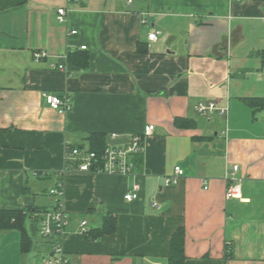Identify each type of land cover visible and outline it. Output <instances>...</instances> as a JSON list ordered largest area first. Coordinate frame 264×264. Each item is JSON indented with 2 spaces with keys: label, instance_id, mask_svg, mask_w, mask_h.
<instances>
[{
  "label": "crops",
  "instance_id": "crops-1",
  "mask_svg": "<svg viewBox=\"0 0 264 264\" xmlns=\"http://www.w3.org/2000/svg\"><path fill=\"white\" fill-rule=\"evenodd\" d=\"M80 50L84 68L68 59ZM37 51L48 57L35 60ZM45 94L68 95L72 109L60 113ZM249 97L264 98V0H0V210L37 224L27 253L19 230H0V264L53 257L39 220L60 186L68 264H170L179 229L184 264H264V109ZM201 101L229 108L227 132L222 115L196 111ZM150 123L135 176L84 172L69 159L93 133L129 137ZM233 165L241 197L227 196ZM175 166L184 174L166 185ZM106 216L115 232L77 233Z\"/></svg>",
  "mask_w": 264,
  "mask_h": 264
},
{
  "label": "built area",
  "instance_id": "built-area-1",
  "mask_svg": "<svg viewBox=\"0 0 264 264\" xmlns=\"http://www.w3.org/2000/svg\"><path fill=\"white\" fill-rule=\"evenodd\" d=\"M133 1L134 0H128V3L131 4ZM66 13L67 11L65 8L62 7L58 9L59 22L63 23L65 21ZM142 23L147 24L148 20L143 18ZM76 32V30L72 31V33ZM160 33L159 30L151 28L148 33V39L150 41H156ZM81 48L85 49L86 46H82ZM66 56L67 55L62 56V58H66ZM46 57H48L46 51H37L34 53V58L37 61ZM53 67L61 70L66 69L65 63L63 62L54 64ZM45 97L48 104L60 113H65L72 109V101L68 95L45 94ZM195 109L202 116H209L215 113L228 116L229 113V108L227 106L219 105L213 101H201L195 106ZM155 130V124L150 123L144 127L141 134L126 137L128 141L125 143L117 145H110L107 143L101 160L94 151H89L88 148L80 147L70 149L69 159L76 161L78 168L84 172L135 176L138 167L137 158L143 154L146 140L154 134ZM227 131L228 129L226 132ZM111 137L118 138L121 136L113 134ZM238 167V165H233L231 171L226 175L228 180L233 181L227 186L228 197H241V183L236 175ZM183 174L184 170L180 166H175L174 175L166 177L165 184H176L178 182V177ZM141 188V183L135 181L131 189L125 194V198L129 201L137 199ZM51 193L56 197V205L54 208L44 210L40 213L39 235L51 243L53 257L47 261V264H68V259L64 254L63 242L68 233L69 214L64 209L62 202L64 195L63 188L61 186L59 188H54L51 190ZM88 230V221L82 220L77 229V233L86 235Z\"/></svg>",
  "mask_w": 264,
  "mask_h": 264
},
{
  "label": "trees",
  "instance_id": "trees-1",
  "mask_svg": "<svg viewBox=\"0 0 264 264\" xmlns=\"http://www.w3.org/2000/svg\"><path fill=\"white\" fill-rule=\"evenodd\" d=\"M68 59L73 64L79 67H86L88 64V53L85 50L75 51L68 56ZM247 103L255 110L264 109V98L249 97L245 98ZM182 121V119L178 120ZM89 151H94L98 158L103 155L104 149L107 146V135L102 133H93L89 137ZM138 164L141 163V156L137 158ZM27 211L24 210H0V230H19L21 233L22 252L27 253L33 249L34 237L37 231V224H33V228L28 229L26 225ZM37 220L35 222L37 223ZM117 222L113 216H106L103 225L99 228H91L88 230L85 237L89 240H98L102 236L113 233L116 230ZM184 229H179L175 232L172 238L171 251L169 255L170 264H184Z\"/></svg>",
  "mask_w": 264,
  "mask_h": 264
},
{
  "label": "water",
  "instance_id": "water-1",
  "mask_svg": "<svg viewBox=\"0 0 264 264\" xmlns=\"http://www.w3.org/2000/svg\"><path fill=\"white\" fill-rule=\"evenodd\" d=\"M128 139L124 136L118 137V138H112L111 135L107 136V143L110 145H117L120 143H125L127 142Z\"/></svg>",
  "mask_w": 264,
  "mask_h": 264
},
{
  "label": "rangeland",
  "instance_id": "rangeland-1",
  "mask_svg": "<svg viewBox=\"0 0 264 264\" xmlns=\"http://www.w3.org/2000/svg\"><path fill=\"white\" fill-rule=\"evenodd\" d=\"M216 114H219V115H221L220 113H216ZM214 115V114H213ZM223 116V119H225V121H226V123H225V129H228L229 130V128H228V117H229V115L227 116V115H222ZM228 119V120H227Z\"/></svg>",
  "mask_w": 264,
  "mask_h": 264
}]
</instances>
